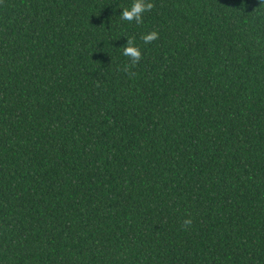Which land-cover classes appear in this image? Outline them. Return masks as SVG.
Returning a JSON list of instances; mask_svg holds the SVG:
<instances>
[{
	"label": "trees",
	"instance_id": "obj_1",
	"mask_svg": "<svg viewBox=\"0 0 264 264\" xmlns=\"http://www.w3.org/2000/svg\"><path fill=\"white\" fill-rule=\"evenodd\" d=\"M130 2L0 0V264H264V0Z\"/></svg>",
	"mask_w": 264,
	"mask_h": 264
},
{
	"label": "clouds",
	"instance_id": "obj_2",
	"mask_svg": "<svg viewBox=\"0 0 264 264\" xmlns=\"http://www.w3.org/2000/svg\"><path fill=\"white\" fill-rule=\"evenodd\" d=\"M121 9L119 17L122 21H135L136 24L142 22V14L152 8L150 0H131L127 7H119ZM158 33L155 31L146 32L140 39L145 43L155 40ZM126 44L122 46V55L127 56L132 65H135L141 59V50L134 43L133 38L126 37ZM184 225L191 223L190 219L184 220Z\"/></svg>",
	"mask_w": 264,
	"mask_h": 264
}]
</instances>
